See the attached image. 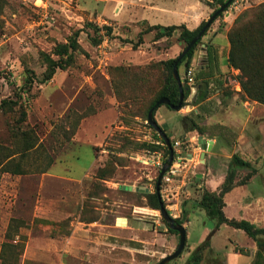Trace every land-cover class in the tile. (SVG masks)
<instances>
[{
	"label": "rangeland",
	"instance_id": "1",
	"mask_svg": "<svg viewBox=\"0 0 264 264\" xmlns=\"http://www.w3.org/2000/svg\"><path fill=\"white\" fill-rule=\"evenodd\" d=\"M127 3L0 0V163L12 157L7 167L11 172L3 171L4 164L0 167V264H84L90 253L101 256L99 250L107 255L104 264H158L179 245V236L168 231L160 211L142 194L156 193L161 172L156 162L164 165L169 159L166 144L147 123L148 107L166 78L161 63L178 58L187 44L180 31L157 41L155 32L144 35L143 43L140 37L150 25L180 23L178 16L161 11L164 4L178 6L186 16L200 13L201 23L223 5L221 0H135L147 9L127 12ZM192 3L197 7L188 9ZM262 3L234 0L219 15L195 50L189 67L195 83L188 80L186 64L178 68L183 87L190 89L186 106L180 111L162 106L155 113L157 124L174 142L177 173L160 186L161 200L174 219L197 210L206 190L198 175L208 169L199 160L200 135L185 132L180 117L195 119L196 107L206 118L209 103L244 99L241 72L228 64V35L241 15ZM77 31L81 48L71 65L45 82L47 59L59 61L58 47ZM101 38L99 45L93 43ZM207 45L218 56L219 70L206 91L211 102L197 108L193 93L208 63ZM120 67L126 69H116ZM3 101L17 105L2 107ZM198 122L202 126L204 120ZM92 130L99 131L93 135L97 142L87 137ZM95 159L83 183L64 182L66 177L79 179ZM19 166L24 174H12ZM52 169L57 174L44 182ZM122 186L143 191L123 193ZM49 196L57 202L52 219L37 218L36 202ZM76 221L107 226L79 224L76 230ZM189 222L187 246H193L204 222L209 228L213 224L192 213ZM188 247L170 264H187ZM42 248L45 252L38 251ZM205 259L204 252L201 263Z\"/></svg>",
	"mask_w": 264,
	"mask_h": 264
},
{
	"label": "crops",
	"instance_id": "2",
	"mask_svg": "<svg viewBox=\"0 0 264 264\" xmlns=\"http://www.w3.org/2000/svg\"><path fill=\"white\" fill-rule=\"evenodd\" d=\"M126 1H128L126 5L127 12L131 11L133 8L140 7L135 4V0ZM138 1L140 2V0ZM131 2L133 4H131ZM195 6L196 5L192 3L188 6V9L190 7L194 9ZM140 8L147 9L146 7ZM121 10H123V7ZM161 11L167 14L173 13L175 16H178L180 23L175 25H185L191 31L197 29L201 24V21H197L198 18H200V13L186 16L187 12L185 11L183 13L176 5L164 4ZM142 21L148 22V20ZM126 22L127 21L123 23ZM119 34H121V32H119ZM201 70L202 72L209 71L204 67ZM214 74H216V72ZM211 86L212 85L210 84V88ZM199 89L200 86L198 85L197 91L194 90L193 93L196 100ZM113 100L116 102L115 98ZM207 101L211 102V99L208 98L205 102ZM203 103L199 104L197 108L201 107ZM208 109V116L204 118V122L202 123L203 129L206 132L203 139L207 141V144L203 145L199 143L202 150L199 152L200 161H202V155L205 150L204 148H210L209 151H205L204 158L205 162L208 164V169L204 174L198 175L200 176L199 178L202 179V185L205 186L206 190L218 193L228 175L233 157L237 156L245 161L250 165V168L235 164L232 167L237 173V181L243 180L252 171H255V174H253V176L244 184L235 187L225 196L224 201L226 206L224 207L223 212L230 220H245L258 228H264V105L250 100L235 98L232 101H226L224 103L220 100H217V103H209ZM193 110L195 113H199V110H196V107H193ZM100 127L102 128V125H100ZM96 133H99V131L92 130L87 137L94 138L93 135H96ZM94 140L97 142L98 138H94ZM87 146L94 150L92 145L88 144ZM95 161L96 159L91 164L88 171H86L79 179L66 177V181L64 180V182L68 184H73V182L83 183L84 180L89 177ZM53 174H57L56 172L53 173V169L45 174L44 182H46V178L54 177ZM56 208L57 202L50 196L48 200L47 198L38 200L35 206V216L40 219L50 220L52 219L51 216ZM191 213L196 218L199 216L209 218L212 221L213 226L212 228H209L207 223L204 222V227L197 242L192 244L193 246H187V258H189L207 239H209V247L205 250V256L207 259L201 264H264V247H260L255 240L250 238L242 230H237L226 224L219 226L216 218H211L199 207L197 210H191L188 214V222L185 226L187 240L189 239L188 227L191 225V222H189V215ZM124 220L128 225V221L126 219ZM78 221H76L77 224L73 223L76 230L80 228L79 224H82L84 227L94 225L102 227L107 226L98 222L83 224ZM18 240L16 242H18ZM260 240L261 242H264V237H260ZM110 246L114 247L115 245L110 244ZM45 250L46 249L42 248L38 251L45 252ZM99 253L102 255L95 258L90 253V256L84 261V264H104L107 262V255L102 250H99ZM258 253L260 254L259 258L257 257Z\"/></svg>",
	"mask_w": 264,
	"mask_h": 264
},
{
	"label": "trees",
	"instance_id": "3",
	"mask_svg": "<svg viewBox=\"0 0 264 264\" xmlns=\"http://www.w3.org/2000/svg\"><path fill=\"white\" fill-rule=\"evenodd\" d=\"M228 1L229 0H221L220 4L224 6ZM206 24L207 22H202L201 25L193 31L189 30L185 25H180V26L172 25L167 27L160 25L149 26L146 30L141 32L140 42L143 43V36L151 32H155V39L157 41L165 37L168 38L172 37L176 31H180L181 32L180 40L186 43L188 46L191 43V41L201 33V31L204 29ZM110 32L111 30H109V33ZM80 33H81L80 31H77L73 35L72 39H70L68 44L60 45L58 47L56 51V56L60 58L59 61H54L51 58L47 59L48 73L44 79L45 82L53 78L59 69L65 70L71 65L73 61V54L81 48L79 43ZM204 35H206V33ZM228 39L230 43L228 64L230 68L239 70L241 72V75L239 76V80L242 87V91L244 93V99L264 105V3L253 9L251 12L241 15L235 21L234 27L232 28V30L228 35ZM101 42H102V38L100 40H95V39L93 40V43L95 45H99ZM200 42L201 39L192 47V49L185 55V57L178 62L179 69L183 64H186V67L189 69L195 55V50L197 46L200 44ZM206 53H207L208 63L206 66H204V68H206L209 71L201 72V75L199 76V79L201 78V83L199 84L200 89L196 100V103L198 105L207 100L208 94L206 91L210 87L211 84L210 80L215 76L214 73L219 70L218 56L214 51L212 45L206 46ZM179 57L161 63L165 66L166 78L163 83V86L161 87L160 91L157 94V97L153 99L152 102L150 103L147 111L148 114L153 108L156 107L157 103L163 98L168 99L171 105L176 106L179 104L180 89L173 75L175 63L178 61ZM116 69L124 70L126 68L120 67ZM29 83L30 85H32V79H30ZM183 89H184V98L185 100H187L190 94V89L185 85ZM12 104L17 105V103L12 101H3L2 107H8L11 106ZM163 106L167 107L169 110H172L170 106L167 105H163ZM185 106L186 104L183 103L182 108H184ZM158 108L155 109L154 111V117ZM193 115L195 116V119L189 116L180 117L185 132L187 133L197 132L201 137H205L206 132L198 122L199 120H204L203 114L201 113V111H199V113L194 112ZM156 135L158 138H160L159 137L160 135H158L157 133ZM160 140L162 141V143L165 144V141L162 139V137L160 138ZM172 146L174 148V142H172ZM31 148L32 146H30L28 150ZM24 154L25 153H22V156ZM167 154L170 155L168 149H167ZM5 158L2 159L0 163V167L4 164L2 167L3 171L11 172L7 170V167H9V165L11 164L12 161H10V159L12 157H7V159ZM234 164L238 166L250 168V165H248L245 161L241 160L237 156H234L232 159V163L230 165V170L228 172V175L226 176V179L222 184L219 192L214 193L205 190L200 202L198 203L197 208L199 207L200 209L204 210L211 218H216L218 220L219 226L222 224H226L237 230H242L250 238L255 240L260 247H264V242H261L260 240V237H264V228H258L255 225L245 220H241V221L235 219L230 220L224 215L223 209L226 206L224 201L225 196L229 192H231L235 187L244 184L247 180H249L253 176V174H255V171H252L243 180L237 181V173L232 168ZM17 168L18 169L14 170L12 174L14 175L24 174L23 171H21L20 166ZM199 180L200 179H198V181ZM121 191L123 193H128L123 189H121ZM142 195L149 199V201L153 205V209L157 211L161 210L160 200L157 193L153 195L145 193ZM185 216L187 219L188 218L187 211H183V216L180 219H175V222L183 226L186 222ZM168 231L174 235L179 236L178 232L169 229V227H168ZM186 247H187V242H186ZM208 247H209V239H207L188 258L187 264H194L195 262L200 264L202 261L203 253ZM257 257L258 258L260 257L259 253Z\"/></svg>",
	"mask_w": 264,
	"mask_h": 264
},
{
	"label": "water",
	"instance_id": "4",
	"mask_svg": "<svg viewBox=\"0 0 264 264\" xmlns=\"http://www.w3.org/2000/svg\"><path fill=\"white\" fill-rule=\"evenodd\" d=\"M234 0H229L224 6H222L216 13H214L212 15V17L209 19V21L207 22L206 26L204 27V29L201 31V33L191 41V43L187 46V48L185 49V51L180 55L178 61L175 63L174 66V71H173V75L175 80L178 83L179 89H180V102L178 105H171L170 101L166 98L161 99L155 108H153L149 114H148V120L147 123L155 129V131L162 137V139L165 141V144L169 150V159L167 160V162L164 164L161 172H160V176L158 178L157 184H156V193L159 197L160 200V207H161V215L163 220L166 222V224L168 225L169 229L174 230L176 232H178L179 234V245L176 248V250L174 251V253L164 257L158 264H170L171 262H173L174 260L178 259L184 252L185 247H186V242H187V231L186 228L182 225H179L175 222V219L172 218L169 214V212L167 211V209L165 208L164 204L162 203L161 200V196H160V186L162 183V180L166 174V172L168 171V169L171 167V165L174 162V148L172 146V143L170 141V139L168 138V136L166 135V133L160 128V126L157 124L155 117H154V111L155 109H157L160 106L163 105H167L170 106L171 109H173L174 111H180L182 109L183 106V102H184V89H183V84L179 75V71H178V62L180 60H182L185 55L192 49V47L200 40L202 39V37L204 36V34L206 33V31L209 29V27L211 26V24L219 17L220 14H222L232 3ZM200 143L203 145H206L207 141L205 139H203V137H199ZM204 153L202 155V161L203 163H205V151L206 150H210L209 147H205L204 148ZM122 189L126 190V191H130V192H139V191H143L140 190L137 187L134 186H122ZM145 193H148L149 190H144ZM194 264H198L197 262H195Z\"/></svg>",
	"mask_w": 264,
	"mask_h": 264
},
{
	"label": "built area",
	"instance_id": "5",
	"mask_svg": "<svg viewBox=\"0 0 264 264\" xmlns=\"http://www.w3.org/2000/svg\"><path fill=\"white\" fill-rule=\"evenodd\" d=\"M188 80L190 81V84H194L195 83L194 74H193V70L192 69H189V71H188ZM156 165L161 170H162V168L164 166L163 162H160V161L156 162ZM176 173H177V169H176V167L174 165V162H173V164L168 169V171L166 172V174H165V176L163 178L164 182H170L171 181V177L176 175Z\"/></svg>",
	"mask_w": 264,
	"mask_h": 264
}]
</instances>
